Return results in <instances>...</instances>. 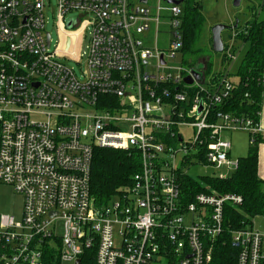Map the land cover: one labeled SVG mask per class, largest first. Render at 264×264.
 Here are the masks:
<instances>
[{
  "label": "built area",
  "instance_id": "obj_1",
  "mask_svg": "<svg viewBox=\"0 0 264 264\" xmlns=\"http://www.w3.org/2000/svg\"><path fill=\"white\" fill-rule=\"evenodd\" d=\"M50 2L0 0V181L23 196L21 220L0 215V264H83L87 251L96 264H210L226 207L244 198L204 181L195 191L187 169L230 176L239 159L223 133L264 135L261 113L256 121L220 109L234 93L230 73L184 63L182 2L57 0L54 48ZM162 25L165 46L154 42ZM95 147L137 151L141 160L131 184L103 206L91 194ZM258 216L264 223L263 213L231 232L235 264H264Z\"/></svg>",
  "mask_w": 264,
  "mask_h": 264
},
{
  "label": "trees",
  "instance_id": "obj_2",
  "mask_svg": "<svg viewBox=\"0 0 264 264\" xmlns=\"http://www.w3.org/2000/svg\"><path fill=\"white\" fill-rule=\"evenodd\" d=\"M181 30L184 46L183 61L189 66L198 63L202 52L197 46L202 30L206 24L203 5L200 1L183 0ZM238 26L234 29H238ZM236 39L248 43L249 47L238 68V81L235 82L234 93L220 109L235 115H243L259 120L262 110L264 90V7L263 15L253 12L241 30H236ZM197 62V63H196ZM212 63L207 62L206 72H210ZM248 93V96L245 94ZM249 151L246 156L239 157V165L230 176L204 178L221 193H237L243 196V204L237 208L227 206L225 210V234L216 243L213 260L210 264H235L239 247L231 240V232L243 224L250 223V218L264 213V180L258 175L259 146L264 142V135H250ZM141 169V160L137 151H125L95 147L91 171V194L97 206L108 204L126 186L131 184L133 175ZM186 185L195 191L203 189L201 183L187 177ZM190 193L188 194V197ZM50 257H54L51 253ZM86 264L95 263V251H87L83 255Z\"/></svg>",
  "mask_w": 264,
  "mask_h": 264
},
{
  "label": "rangeland",
  "instance_id": "obj_3",
  "mask_svg": "<svg viewBox=\"0 0 264 264\" xmlns=\"http://www.w3.org/2000/svg\"><path fill=\"white\" fill-rule=\"evenodd\" d=\"M158 0H150V3H156ZM195 1V0H192ZM203 5V13L206 17V24L202 30L201 37L197 46L201 48L202 52L199 55L198 63L202 62L207 68V62L210 60L212 63V69L209 72H229L232 81L237 82L238 68L246 54L249 47L248 43L242 42L240 39H236V30H241L246 22L253 17V12H258V16L263 15L264 0H241L237 6L234 4L235 0H197ZM186 2L181 3V7L184 9ZM57 0H51L50 5L46 9L47 18V30L51 32L52 48L58 44L60 40V34L55 22L56 17ZM72 14V13H71ZM75 14V13H74ZM239 21L238 29H225L222 32V39L225 45H228L222 52H216L212 46V32L211 29L214 25L222 23L227 25H234L236 20ZM162 32L154 39L155 45L165 46L168 36L167 26L162 25ZM88 44L87 39H81L78 41V50L83 51ZM237 47L235 58L226 60L224 54L230 52V49ZM172 64H176L181 61V57L170 60ZM69 66L74 67L79 76H82L81 65L75 61H67ZM197 63V62H196ZM85 63L82 62L84 67ZM181 132L185 138H190L193 135V129L190 127L181 128ZM234 133V134H233ZM233 134V135H232ZM225 137L230 138L232 135L233 151L232 157L234 160L239 159L241 156H246L249 151L250 134L245 130L238 131H225L223 133ZM180 164V159H179ZM216 172L211 167L204 166L202 164L191 165L187 169V174L195 180L203 181V176ZM210 185H212L210 183ZM0 215H14L17 220L22 219L23 215V196L16 191L14 186L0 181ZM252 218V217H251ZM250 218V219H251ZM257 226L264 228L262 217H257ZM57 232L59 235L64 233L62 222H59ZM54 243V242H53Z\"/></svg>",
  "mask_w": 264,
  "mask_h": 264
},
{
  "label": "water",
  "instance_id": "obj_4",
  "mask_svg": "<svg viewBox=\"0 0 264 264\" xmlns=\"http://www.w3.org/2000/svg\"><path fill=\"white\" fill-rule=\"evenodd\" d=\"M144 2H146L147 0H143ZM169 3H174V4H180L183 0H167ZM240 1L241 0H235L234 1V4L235 5H239L240 4ZM238 19L236 20L235 24L234 25H227V24H222V23H219V24H216L212 27L211 29V32H212V46H213V50L216 51V52H222L224 50V41L222 39V32L223 30L225 29H234L238 26ZM71 26L72 23L70 24ZM70 26V27H71ZM48 40L50 38V33H48ZM199 67H204V64L201 63L199 65ZM193 75L198 79V80H202V74L198 71H195L193 70L192 71ZM192 77L191 76H187L185 78V81L187 83H191L192 82ZM80 263V260L77 261V264Z\"/></svg>",
  "mask_w": 264,
  "mask_h": 264
},
{
  "label": "crops",
  "instance_id": "obj_5",
  "mask_svg": "<svg viewBox=\"0 0 264 264\" xmlns=\"http://www.w3.org/2000/svg\"><path fill=\"white\" fill-rule=\"evenodd\" d=\"M261 124L264 127V90H263L262 110H261ZM227 132H229V131H227ZM232 135L230 138L227 137L231 141V144H232ZM232 151H233V144H232V148H231V154H232ZM258 175L260 176L261 179L264 180V142L261 143L259 146Z\"/></svg>",
  "mask_w": 264,
  "mask_h": 264
}]
</instances>
